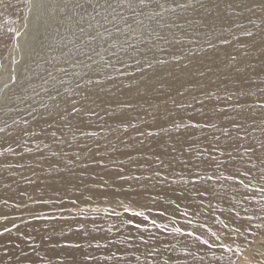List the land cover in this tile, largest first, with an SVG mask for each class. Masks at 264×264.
I'll use <instances>...</instances> for the list:
<instances>
[{
	"label": "bare ground",
	"instance_id": "obj_1",
	"mask_svg": "<svg viewBox=\"0 0 264 264\" xmlns=\"http://www.w3.org/2000/svg\"><path fill=\"white\" fill-rule=\"evenodd\" d=\"M194 2L155 18L167 7L160 0H0V216L7 217L0 219V232L12 228L0 236V264H264V256L252 252L263 240L264 227L249 226L255 235L241 229L244 235L225 237L233 226L228 218L236 212L253 215L252 225H264V199L249 193L245 200L243 187L225 179L246 170L245 147L264 142V109L257 106L264 102V12L246 10L261 0ZM127 15V20L140 19L134 31L142 34L117 45V30ZM246 30L255 36H244ZM65 50L64 57L92 54L85 62L95 59L96 64L70 86L43 84L29 94L32 80L54 69L52 61L63 59ZM17 95L21 102L33 100L5 109ZM73 106L79 111H71ZM179 117L185 125L217 127L177 131L170 126L173 120L181 123ZM233 120L243 127L231 128ZM221 129L231 138L246 137L238 150L229 149L237 158L235 167L218 168L209 160V153L218 161L227 159L213 149L232 143ZM148 131L159 134L140 135ZM257 157L264 158V150L251 157L257 167L248 179L264 184L259 172L264 164ZM118 168L139 180H118ZM99 195L131 211H147L158 222L175 216L210 223L233 251L209 249L172 224L166 223L164 232L128 214L86 219L67 212L76 208L71 201L83 204L84 198ZM55 209L66 213L59 216ZM81 224L84 229L77 231ZM97 242L104 246L96 248Z\"/></svg>",
	"mask_w": 264,
	"mask_h": 264
},
{
	"label": "snow or ice",
	"instance_id": "obj_2",
	"mask_svg": "<svg viewBox=\"0 0 264 264\" xmlns=\"http://www.w3.org/2000/svg\"><path fill=\"white\" fill-rule=\"evenodd\" d=\"M140 2H141V4H143L144 0H140ZM190 6H191L190 3L189 4L177 5V7H180V8H187V7H190ZM240 6L241 5H237V7H240ZM229 7H232V5L230 4ZM256 7L260 8V10L262 12H264V0H261V3H259L258 5H254L252 8H247L246 10L249 11V12H253ZM173 11H174V9H173ZM238 14L242 15L243 13H238ZM249 23L253 24L256 27H259L258 25H255V21H253L251 19H249ZM244 36L251 38V37L255 36V33L253 31L246 30V31H244ZM160 38L163 39V37H160ZM177 43H179V41H177ZM222 43L228 44V43H230V41L228 39H224L222 41ZM208 47H214V45L211 42H209L208 43ZM232 59L235 60L236 57L233 56ZM149 67H151V65H149ZM209 99H211V95L210 94H209ZM227 99L231 100L232 97L229 96V97H227ZM198 103L203 105L204 101H198ZM257 106L259 108L264 109V102L259 103ZM178 107H180V105H178ZM236 107L239 108V103H237ZM71 111L77 112V111H79V109H77L75 106H73ZM216 111L217 112H225L226 109L217 107ZM179 119L181 120V123H176L175 120H173V122H172V124L170 126L172 128H175L177 131H179L182 127L183 128H209V127L215 128V127H217L214 123H209V122H205L203 125H201L198 122H192V123H189V124L185 125V124L182 123L183 118L179 117ZM132 126L135 127V125H132ZM128 127H129V125L124 124V130L125 131H127ZM242 127H243V125L241 123L236 122L235 120H233V122L231 124V128L239 130ZM2 131H4V129H0V132H2ZM221 131H223V130L221 129ZM158 134L159 133H156V132H153V131H148L147 133H140V135H147L149 137L154 136V135H158ZM223 134L226 137H229L230 139H232V143L229 144L225 149H219L218 147L213 145V149H214V151H219L220 152V156L221 157L226 156L227 159L218 161L215 155H213L212 153H209V160L212 161L213 163H215L218 168L221 167V166H223L225 168L228 167V166L235 167L236 163H237V158L233 155V151H231L229 149L238 150L241 147L240 141H242L246 137L237 136L236 138H231L229 132H227V131H223ZM89 135H91V134H89ZM215 140L219 141V137H215ZM260 150H264V142L260 143L259 148H257L256 146H253V145H249V146L245 147L243 154L249 156L248 161H246V164L248 165L246 170L243 171V172H239V170H238L236 175H229V176L225 177V179L234 180L238 185L243 187L244 192L241 193V195L243 196V198L245 200L249 199V193L252 194V196H251L252 199H255V195L256 194H259L261 199H264V184H254L252 182V180L248 179L252 175V171L254 169H256V167H257L256 164H253L251 162V157L253 155H255L257 151H260ZM7 151L13 152L15 154V150L12 149L11 147H9L7 149ZM0 155H3V153H0ZM257 158L260 159L261 164H264V158H260V157H257ZM101 166H103V165H101ZM116 171L118 173V175H117V179L118 180H126V179L139 180V177H126L125 175H123V173H124V169L123 168H118V169H116ZM259 172H260V179L264 180V167L260 168ZM156 175L159 176L160 173L157 172ZM212 179H213V177H208V180H212ZM103 187H107L106 183L103 185ZM205 191H207V190H205ZM89 199H91V197ZM43 202L46 203L47 201H43ZM71 202L73 204H76L75 200H73ZM4 204H5V206H7L8 201L5 200ZM117 204L120 205L121 202L118 201ZM15 207L19 208V207H21V205H15ZM123 212L125 214L131 215L133 217H142L144 220H148V217L144 214L143 211H131L130 208L123 207ZM245 212H246V210H245ZM111 214L119 217L120 212H117V211H115V209H113ZM161 215H163V213H161ZM33 218L36 219V220L55 219V217L40 216V215H33ZM0 219H7V217L6 216H0ZM228 219L230 220L231 224L233 225L230 228V231L225 234V237L229 238V239L232 238L233 234H235L237 236L244 235V232H242L241 229H245V231H249V234L255 235V233H251L250 232L249 226L256 227V228L264 227V225H261V224L252 225L251 222L254 219L253 215H243L242 216L239 212H236L234 215H231ZM261 219H264V217H261ZM128 223L131 224L136 229H141V227H142L141 224L134 223L132 220H129ZM151 223L153 225L157 224L155 219H153L151 221ZM220 223L223 225L224 228H229V224L228 223H224V221H221ZM13 227H17V225H15V223H13ZM83 229H84V225L81 224L77 228V231H81ZM11 231H12V228H9V227L5 226L3 228V231L0 232V236H3L5 233H11ZM174 231L181 232L182 229L177 228V229H174ZM85 234L87 235V233H85ZM184 234L187 235V236L193 237L195 239V241L199 242L201 245L207 246L209 249L215 248V247L218 246V247L222 248L225 252L233 251V249L230 247V245L224 243L222 241L221 237L218 236L216 232H212L211 233L212 237H214L212 242H210L208 239H202L201 236L195 235L194 232H188V233H184ZM64 246L65 247H73V248H80L81 247L80 244H65ZM89 246H92V245L90 244ZM94 246L96 248H100V247H102L104 245H102L99 242H97V243H95ZM237 250H238V248H237ZM37 257H39V253H37ZM39 259L42 260L43 258L39 257ZM91 259H93V257L85 256V260L86 261L87 260H91ZM34 264H35V262H34ZM49 264H51V262H49Z\"/></svg>",
	"mask_w": 264,
	"mask_h": 264
},
{
	"label": "rangeland",
	"instance_id": "obj_3",
	"mask_svg": "<svg viewBox=\"0 0 264 264\" xmlns=\"http://www.w3.org/2000/svg\"><path fill=\"white\" fill-rule=\"evenodd\" d=\"M167 0H160V3L162 4V5H164L165 3L164 2H166ZM169 2H167L165 5L167 6V7H165V8H163V10L162 9H160V10H157V14L155 13V15L153 16V17H162L163 15H168V14H171V13H174V12H176V11H179V10H181V9H183V8H180V7H177L176 5H180V4H192L195 0H168ZM171 1V2H170ZM178 1V2H177ZM197 1H199V0H197ZM202 1V0H201ZM192 2V3H191ZM168 3H170V4H168ZM195 3V2H194ZM160 4V5H161ZM168 4V5H167ZM173 4V5H172ZM164 5V6H165ZM170 8H169V7ZM173 9H174V11H173ZM179 9V10H178ZM136 12H134L133 13V16H134V14H135ZM127 17V18H126ZM132 16H130V18H131ZM135 17H136V15H135ZM153 17H151V18H153ZM155 17V18H156ZM129 18V19H130ZM149 19L148 21H145V26H147L148 25V23L149 22H151V20L152 19ZM123 19H124V21H125V19H126V21L118 28V30H117V33L119 34V36L118 37H121L120 39H121V42H119L117 45H120V44H128V43H133L134 42V40H136V38H138L141 34H142V32L141 31H138V32H136V31H134V29H135V27H136V25L138 24L137 22H139L140 21V19L139 20H136L134 17L133 18H131V20H127L128 19V15L127 16H124L123 17ZM143 20V19H142ZM140 23V22H139ZM104 30H106V28L105 29H102V30H97V31H95L94 32V35H99L102 31H104ZM122 33V34H121ZM82 42L83 41H79V43L78 44H82ZM65 52H66V50L65 51H63L62 53H61V55L63 56V55H65ZM93 58V55L91 54L90 56H89V58L88 57H79V56H74L73 55V53L72 52H70L68 55H66L65 57L63 56V59L62 58H54V60L52 61L53 62V64H54V66L53 65H51L52 67H54V69H52V70H49V72H52V73H49V72H46L45 74H43L42 75V79L40 80L39 79V77H37V78H35L36 80H32V82H33V84L31 85V86H33V87H30V85H28V87H27V90H29V94H30V91L31 92H33V91H36L41 85H43L44 84V88H47V89H49V88H56V87H59L60 86V84H65V86H70L71 84H73V82L78 78V76H81L82 74H83V72H84V68H89V65L91 64V66L92 65H95L96 64V60L94 59L93 60V62H90L89 63V65L87 64L91 59ZM89 61H88V60ZM62 60V61H61ZM59 61V62H58ZM85 61H87V63L85 62ZM84 62L88 65V66H86V64H84ZM59 64H61L60 66H59ZM84 65V66H83ZM81 66V67H80ZM71 71V72H70ZM62 72V74H60V76H63L64 77V79H65V81H64V79H63V77H59V74H58V77H57V73H61ZM77 72H78V74H77ZM49 73V74H48ZM56 75H55V74ZM70 73V74H69ZM53 74V75H52ZM50 75H51V77H50ZM73 75V76H72ZM47 76V77H46ZM53 76H55V78L53 77ZM66 78H68V79H66ZM49 79V80H48ZM63 82V83H61V81ZM63 79V80H62ZM72 79V80H71ZM42 80H43V82H42ZM46 81V82H45ZM54 82V83H53ZM60 82V83H59ZM38 85V86H36V85ZM56 86V87H55ZM29 87H30V89H29ZM33 88V89H32ZM61 92V91H60ZM24 93H25V91H24ZM24 93H21L20 94V96H22V95H24ZM19 95H17V96H15V97H13L8 103H6L5 104V109L8 107V108H11L13 105L16 107V108H20L21 106H23V105H25V104H27V103H29L30 101H32L33 100V98H30V100H23L22 102L21 101H19V99L21 98ZM17 99V100H16ZM21 102V103H20ZM19 103V104H18ZM12 105V106H11ZM10 106V107H9ZM13 111L14 110H16V109H14V107H13V109H12ZM91 197V196H90ZM67 199V198H66ZM85 200L83 201V204H73V206L74 207H76V208H69V210H67V212L69 213V211H70V213L72 214V215H79L80 214V216H83V217H85L86 219H94V218H100V217H113V216H115V215H112L111 213H112V211H113V206H121L122 208H123V203L121 202V204L120 205H118L117 204V202H111V201H109V199H107L105 196H103V195H99L98 197H96V196H94V197H91V199H89V197H87V198H84ZM67 200H70V199H67ZM30 201V202H29ZM28 202L29 203H35L36 201H31V200H29ZM63 201V200H62ZM61 201V202H62ZM87 201V202H86ZM98 201H100V202H98ZM58 202H60V201H58ZM103 202V203H102ZM95 203H97V204H95ZM110 203V204H109ZM103 206H102V205ZM110 205H112V206H110ZM83 206V207H82ZM94 206V207H93ZM84 208V209H83ZM112 208V209H111ZM75 209V210H74ZM111 209V210H110ZM58 210V211H57ZM60 210V211H59ZM76 211L75 213H74V211ZM104 210H106V211H104ZM117 210V212H120V215L119 216H121V215H123V214H125L124 212H123V210L122 209H115V211ZM54 212H56V213H58L57 215H61L62 213H66V210L65 209H55V210H53ZM93 211V212H92ZM97 213H96V212ZM102 211V212H101ZM138 211H143V210H138ZM149 211V210H148ZM154 211H156V210H154ZM62 212V213H61ZM78 212V213H77ZM95 212V213H94ZM106 212V213H105ZM146 213H144L147 217H148V220H145V221H147V223L148 224H150V225H153L152 223H151V221L153 220V219H155L156 220V218H153V217H151L150 216V214H148L149 212H147V211H145ZM60 213V214H59ZM156 213H159V211H157V212H155V214ZM101 214V215H100ZM149 215V216H148ZM100 216V217H99ZM165 217H167L168 218V216H165ZM170 217H172V218H170V219H167V218H164L163 220L161 219V221L159 220V222H158V219L156 220V222H157V224L156 225H154L153 227H155V229L157 228V230H159V231H167V230H165V227L167 226L166 225V223L167 224H169V226H171L170 224H172V226L174 227V228H172V226H171V228L172 229H177V228H179V229H182V231L181 232H179V233H181V234H183V235H185L184 233H188V232H194L195 233V235H198V236H201L202 237V239H208L210 242H212V240L214 239L213 237H212V235H211V233L212 232H218L217 233V235L218 236H220L221 237V239H223L222 237V233H221V231H219L218 229H216V228H214L210 223H207V222H203V221H196V220H194V219H192V218H186V217H179V219H178V217H173V216H170ZM173 220V221H172ZM185 220V221H184ZM175 221V222H174ZM177 221V222H176ZM188 223H187V222ZM194 221V222H193ZM169 222V223H168ZM174 222V223H173ZM186 223H187V225H186ZM208 224H209V226H208ZM159 227H158V226ZM191 225H193V226H191ZM195 226V227H194ZM193 227V228H192ZM199 227V228H198ZM216 229V230H215ZM189 230V231H188ZM214 230V231H213ZM209 231V232H208ZM198 232H199V234H198ZM221 233V234H220ZM211 238V239H210ZM260 238H263V240H262V242H260V243H258L257 245H261V246H257V245H255V246H253V250H252V252L253 253H259L260 252V254L262 255V256H264V235H262ZM256 240H254V242H255ZM255 247V248H254Z\"/></svg>",
	"mask_w": 264,
	"mask_h": 264
}]
</instances>
